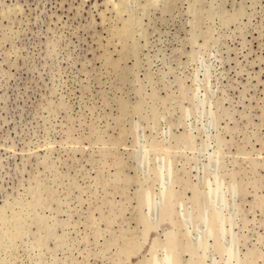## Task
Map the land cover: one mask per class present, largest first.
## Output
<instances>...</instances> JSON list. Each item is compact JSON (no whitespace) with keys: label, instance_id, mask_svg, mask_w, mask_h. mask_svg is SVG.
Wrapping results in <instances>:
<instances>
[{"label":"rangeland","instance_id":"rangeland-1","mask_svg":"<svg viewBox=\"0 0 264 264\" xmlns=\"http://www.w3.org/2000/svg\"><path fill=\"white\" fill-rule=\"evenodd\" d=\"M0 264H264V0H0Z\"/></svg>","mask_w":264,"mask_h":264},{"label":"bare ground","instance_id":"bare-ground-1","mask_svg":"<svg viewBox=\"0 0 264 264\" xmlns=\"http://www.w3.org/2000/svg\"><path fill=\"white\" fill-rule=\"evenodd\" d=\"M199 15V14H198ZM209 33V32H208ZM256 165V164H255ZM254 177V176H253ZM241 188V187H240ZM196 192V191H195ZM200 197V196H199ZM212 227V225H210ZM210 228V227H209ZM213 229V228H212ZM170 233V231L168 232ZM167 236V235H166ZM174 240V239H173ZM167 241V240H166ZM131 245V244H130ZM175 246V245H174ZM173 247V246H172ZM166 250H169V249H166ZM176 252V251H175ZM180 254V253H179ZM179 258V257H178ZM154 260V259H153Z\"/></svg>","mask_w":264,"mask_h":264}]
</instances>
